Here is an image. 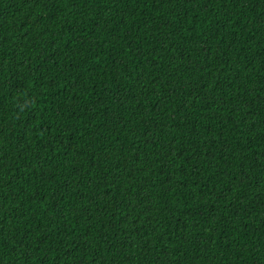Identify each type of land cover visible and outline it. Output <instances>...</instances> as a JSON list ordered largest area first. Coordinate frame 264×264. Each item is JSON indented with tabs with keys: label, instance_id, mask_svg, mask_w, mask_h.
I'll return each mask as SVG.
<instances>
[{
	"label": "trees",
	"instance_id": "1",
	"mask_svg": "<svg viewBox=\"0 0 264 264\" xmlns=\"http://www.w3.org/2000/svg\"><path fill=\"white\" fill-rule=\"evenodd\" d=\"M0 264H264V0H0Z\"/></svg>",
	"mask_w": 264,
	"mask_h": 264
}]
</instances>
